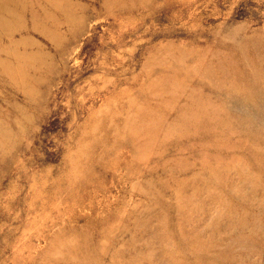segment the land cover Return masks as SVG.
I'll list each match as a JSON object with an SVG mask.
<instances>
[{
  "label": "rangeland",
  "instance_id": "obj_1",
  "mask_svg": "<svg viewBox=\"0 0 264 264\" xmlns=\"http://www.w3.org/2000/svg\"><path fill=\"white\" fill-rule=\"evenodd\" d=\"M0 264H264V0H0Z\"/></svg>",
  "mask_w": 264,
  "mask_h": 264
},
{
  "label": "bare ground",
  "instance_id": "obj_2",
  "mask_svg": "<svg viewBox=\"0 0 264 264\" xmlns=\"http://www.w3.org/2000/svg\"><path fill=\"white\" fill-rule=\"evenodd\" d=\"M15 3H16V2H15ZM12 4H13V3H12ZM16 4H17V3H16ZM16 4H15V5H16ZM3 6H4V5H3ZM15 16H16V15H15Z\"/></svg>",
  "mask_w": 264,
  "mask_h": 264
}]
</instances>
